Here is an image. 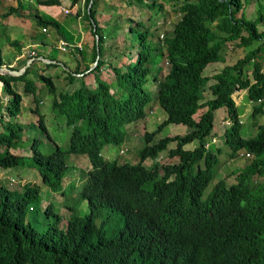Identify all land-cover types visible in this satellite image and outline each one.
<instances>
[{
	"label": "trees",
	"instance_id": "16d2710c",
	"mask_svg": "<svg viewBox=\"0 0 264 264\" xmlns=\"http://www.w3.org/2000/svg\"><path fill=\"white\" fill-rule=\"evenodd\" d=\"M58 1L37 0L40 4ZM88 1L83 0L73 15L89 26V58L93 62L97 55L96 62L88 69L91 63L83 62L82 47L67 45L66 51L75 59L73 67L68 68L66 60L40 54L60 62L41 61L43 71L59 65L60 72L40 69L35 75L52 95L51 108L71 127L65 146L53 143L48 152H41L40 137L33 135L29 154L10 150L23 127L16 120L21 95L11 83L22 81V90L31 92V101H36V86L27 75L34 60L19 75L0 71V91L8 96L0 111V167L36 168L40 182L59 191L57 200L68 210L62 222L64 217L53 201H47L42 211L51 218L38 231L26 218L38 186L23 183L17 189L0 183V264H264V179H257L264 177V122L256 123L253 135L241 136L231 96L243 89L251 102L250 115L264 114V71L259 54L264 28L258 27V23L264 24V8L257 5L255 15L248 18L243 9L252 0H172L178 17L169 35L160 39L152 24L133 20L118 48L117 43H105L110 29L97 22V0L87 7ZM255 2L259 4V0ZM146 4L153 5L154 0ZM161 8L159 3L154 11ZM11 9L14 7L0 17ZM33 17L36 24L52 27L58 36L70 39L56 19L38 13ZM11 43L22 53L21 42ZM226 43L245 51L213 73H202L208 62L223 60L220 49ZM111 54L114 61L108 59ZM37 55L33 51L24 58ZM79 62H83L81 68ZM1 64L7 63L0 49ZM52 76L63 80L62 90L56 91ZM152 104L159 105L165 116L154 129L142 132L144 143L137 150L138 159L104 157L102 146L122 142L125 125L142 119ZM220 106L225 111L221 120H229L219 134L228 147L226 156L234 157L240 150L250 155L246 164L228 173L234 174L233 181L218 178L202 197L214 175L219 151L218 146L212 149L204 142L217 133L213 113ZM27 109L36 113V121L24 126L47 134L37 105H27ZM170 122L182 123L188 130L149 143ZM194 140V145L186 147ZM170 141L174 146L167 148ZM165 149V158L160 159ZM66 153L83 154L88 162L78 169L76 195L73 180L62 183L68 168ZM145 158L152 161L146 165ZM77 199H85L87 212H77Z\"/></svg>",
	"mask_w": 264,
	"mask_h": 264
},
{
	"label": "rangeland",
	"instance_id": "374dc122",
	"mask_svg": "<svg viewBox=\"0 0 264 264\" xmlns=\"http://www.w3.org/2000/svg\"><path fill=\"white\" fill-rule=\"evenodd\" d=\"M151 0H97V22L101 26L110 29V35L106 37L105 43L116 44L118 48L123 44V38L126 33V26L133 20H143L145 23L152 24L153 28H157V32L160 33V39L164 35L170 34V27L178 17V12L174 11L172 6V0H154V4L148 6L146 3ZM161 3L162 8L158 12H155V6ZM83 0H76L74 3H70L69 0H59L57 4H40L37 0H0V14L8 10V7H14L11 9L7 16L0 17V49L1 56L4 62L12 63L11 67L18 66L21 59L33 51H37L38 55L47 54L55 59L66 60L69 67H73L75 59L70 57L71 53L67 50V47L62 50L59 48V40L66 41L62 36H58L57 32L52 27H43L41 24H36L33 14L38 13L42 17H51L59 21V23L68 31L69 40L66 42L68 45H73L77 42L81 44V51L83 52V62L88 63L92 60L90 57V45L92 43V33L85 19L76 17L73 15L77 8H81ZM261 5L264 8V0H259V4L252 0L245 5L243 9L246 12V17L251 18L255 15V7ZM68 9L67 12L62 10V7ZM129 19V20H128ZM259 28H264V24L258 23ZM151 28L150 31H153ZM154 33H156L154 31ZM12 40H17L23 44L22 55L17 53ZM253 45V43L251 44ZM250 46H247V48ZM113 50V48L111 47ZM245 49L239 47L236 49L230 48L228 43L224 44L220 49L223 55V60H214L208 62L202 69V73L211 74L218 70L224 63L234 61L237 57H240L244 53ZM262 57L261 62L264 71V44L261 46L259 52ZM20 55V56H18ZM79 54H75L78 57ZM112 54L108 55V59H112ZM25 59V58H24ZM157 59V58H156ZM159 59V58H158ZM34 60L30 66L28 77L32 79L33 84L36 86L35 97L36 101H31V92H24L22 90V81L15 80L11 86L19 91L21 95V113L17 117V122L23 125L19 132V137L16 140V145L11 147V151L18 152L20 154H29V144L31 137L36 135L40 137L39 150L41 152H48L53 145L57 143L61 146H65L67 143L68 134L71 127L66 125L62 116L51 108L52 95L48 93L45 86L35 78V75L40 72L41 60ZM83 62H79V68L82 67ZM158 63L157 61L155 62ZM155 65V64H154ZM21 66V63H20ZM18 66V67H20ZM165 66V64H164ZM42 70V69H41ZM43 71V70H42ZM54 74L60 72V66L47 67L43 73ZM53 77V83L56 87V91L62 90L63 80L59 77ZM41 87L40 89H38ZM243 91V89L237 90V93ZM3 91H0V111L3 110L4 104L7 101L8 96H2ZM233 91L232 94H235ZM236 93V95H237ZM243 93V92H242ZM208 92H205L207 96ZM240 94V93H239ZM235 95V105L238 112V119L240 120L239 133L243 137H248L254 134L256 123L264 122V114H258L255 116L250 115L251 102L247 100L245 94L240 95L237 98ZM37 105V110L42 114L43 122L46 127V132H40L34 127H27L24 124L36 121V113L30 112L27 109V105ZM225 115L224 108L222 106L217 107L213 113V128L216 129L218 134L222 130L224 124L221 123L222 116ZM165 116L164 110L157 104H152L151 109L146 113L142 119H138L125 125L126 133L125 139L117 145L111 143H105L100 152L104 157L116 156L118 161L134 162L138 159L137 150L144 143L142 132L144 130H152L156 127L157 123ZM188 130V127L182 123H168L164 125L158 132L154 133L149 143L155 141L157 138L163 135L181 134ZM216 134V141L209 144L212 149L215 146L219 147V151L216 153L217 162L215 166V172L213 177L207 182L202 190V197L209 192L213 183L220 177L225 176L226 182L233 181V175L229 174L233 167H242L247 163L248 157L244 155V151L240 150L234 157L228 158L226 153L228 151L227 145L223 142L221 136ZM196 141L187 143L186 147H191ZM174 146V141H170L167 144V148ZM121 150V151H120ZM166 149L160 152V159H164ZM159 158V157H158ZM65 160L67 161V172L63 177L62 183L66 184L69 180H73L76 185L73 189V193L79 191L78 189V169L80 167H87V160L83 154L66 153ZM152 161L151 158H145L142 162L149 164ZM201 163V162H200ZM259 181H262L264 177H257ZM0 183L3 185L14 187L17 189L22 188L23 183H29L30 185L36 184L38 186V192L34 204L27 209L26 218L36 227L38 231H42L51 215L46 216L42 207L47 201H53V206L57 212L61 214L62 222L68 214V210L62 207L57 200L59 191L47 187L40 182L36 168L32 166H10L0 167ZM78 194V193H77ZM77 212L83 214L87 212L85 199H77ZM61 223V222H60Z\"/></svg>",
	"mask_w": 264,
	"mask_h": 264
},
{
	"label": "water",
	"instance_id": "95a60500",
	"mask_svg": "<svg viewBox=\"0 0 264 264\" xmlns=\"http://www.w3.org/2000/svg\"><path fill=\"white\" fill-rule=\"evenodd\" d=\"M90 2L91 0L88 1L87 3V7L90 6ZM95 25L94 23H92V28L94 29ZM96 37V35H95ZM96 52H98V49L96 48ZM96 58H97V55L95 56V60L94 62L88 67L91 68L92 65L96 62ZM32 59H40L42 62H53V63H60L59 61L55 60V59H50L48 57H44L42 55H37V56H29L25 59L24 63L18 67V68H11L10 65L8 64H1L0 65V71H4L6 72L7 74L9 75H19L23 72V70L25 69V67L29 64V62L32 60ZM65 69H67V67L63 66ZM86 71V70H85ZM75 75H80L82 73H74ZM232 96V94H231Z\"/></svg>",
	"mask_w": 264,
	"mask_h": 264
},
{
	"label": "built area",
	"instance_id": "2783aa9c",
	"mask_svg": "<svg viewBox=\"0 0 264 264\" xmlns=\"http://www.w3.org/2000/svg\"><path fill=\"white\" fill-rule=\"evenodd\" d=\"M62 10H63L64 12H67L68 9L62 7ZM67 45H68V43H67L66 41H64V40H62V39L59 40V44H58V46H59L60 49L64 50V49L67 47ZM74 45L77 46L78 48L81 47V44H80L79 42L75 43ZM239 121H240V120H239ZM221 123H223L224 125H228V124H229V120H228V119L221 120ZM213 129H214V128H213ZM215 139H216V135H215V134H214V135H211V137H210L208 140H206V141L204 142V146H205V147H208L210 143L215 142ZM244 154H245L246 156H249V155H250V154L247 153V152L244 153Z\"/></svg>",
	"mask_w": 264,
	"mask_h": 264
},
{
	"label": "crops",
	"instance_id": "0c3cea01",
	"mask_svg": "<svg viewBox=\"0 0 264 264\" xmlns=\"http://www.w3.org/2000/svg\"><path fill=\"white\" fill-rule=\"evenodd\" d=\"M61 7H64V6H61ZM20 55H22V53L20 54ZM20 55H18V56H20ZM26 59V58H25ZM8 65H12V63H7ZM263 69V68H262ZM243 92V93H242ZM236 93H237V90H236ZM236 93L235 94H232V98H233V100H234V102H236V100H235V95H236ZM240 93V94H239ZM239 93H237V95H236V97L237 98H239L240 97V95H242V94H245L244 93V91H241V92H239Z\"/></svg>",
	"mask_w": 264,
	"mask_h": 264
},
{
	"label": "clouds",
	"instance_id": "9594fccd",
	"mask_svg": "<svg viewBox=\"0 0 264 264\" xmlns=\"http://www.w3.org/2000/svg\"><path fill=\"white\" fill-rule=\"evenodd\" d=\"M214 129H215V128H214ZM220 133H221V131H220ZM220 133H219V134H220ZM216 134H218V132H217ZM216 134H215V135H216ZM219 134H218V135H219ZM215 141H216V139H215Z\"/></svg>",
	"mask_w": 264,
	"mask_h": 264
}]
</instances>
